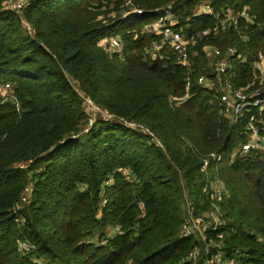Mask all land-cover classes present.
<instances>
[{"label":"trees","instance_id":"obj_1","mask_svg":"<svg viewBox=\"0 0 264 264\" xmlns=\"http://www.w3.org/2000/svg\"><path fill=\"white\" fill-rule=\"evenodd\" d=\"M3 1L0 83L19 110L0 104V264H209L205 242L264 264V158L240 152L246 119L231 125L217 93L197 84L228 48L240 56L228 71L233 84L253 81L264 0H25L20 14ZM167 3L184 36L213 30L215 14L237 23L200 40L187 70L143 31ZM204 5L213 14L197 13ZM132 8L141 12L124 15ZM109 38L119 47H102ZM204 48L221 55L210 61ZM80 95L151 135L98 118L82 133L90 116ZM212 204L218 229L205 242L180 236L187 205L197 217ZM17 240L34 249L21 255ZM193 250L197 260L186 261Z\"/></svg>","mask_w":264,"mask_h":264},{"label":"built area","instance_id":"obj_2","mask_svg":"<svg viewBox=\"0 0 264 264\" xmlns=\"http://www.w3.org/2000/svg\"><path fill=\"white\" fill-rule=\"evenodd\" d=\"M129 4V2H127ZM4 9H7L13 13L20 14L26 6L25 0H4ZM171 3H167L161 9L155 10V12H161L162 14L153 22L148 24L143 31L149 35L159 37L161 43L153 44V50L155 52L160 51L163 46H167L171 54L176 58L177 64L185 67L187 70L192 69L194 65V57L196 52H191V49L195 47L198 42L202 39L207 38L211 33H216L218 29L225 25L226 23H237L236 15H223V19L220 18L219 14H215L214 17L217 18V22L214 25L213 30H203L200 33L184 36L181 29L176 27V17L171 12ZM134 10H128L124 12L127 15L132 12L140 13L141 11L132 8ZM202 12L206 14H213L211 8L208 5L201 7ZM221 19V20H220ZM22 29L26 33H32L31 26L24 20L21 22ZM247 41V39L245 40ZM101 46L106 50H112L119 47V41L115 38L102 39ZM206 48L203 49V51ZM192 53V54H191ZM214 56H219L221 53L217 49H213ZM236 52L233 48H228L223 52L220 59H216L214 63V71L209 73L208 79L204 75H200L197 78V84L204 85L215 91L217 102L223 117L231 124H236L240 119H246V124L244 125L245 132L248 136V140L240 148L241 153H248L250 151L258 153L264 158V75H262V70L256 67L260 71L261 77L253 78V81L246 86L236 87L233 84L232 73H228L231 70V62L236 58ZM240 56L237 57V59ZM255 68V67H254ZM185 81V88H188L191 83V76L188 74ZM257 83V87H254ZM86 104L90 107L92 112L102 114V121H113L119 123L123 126L129 127L131 129L140 130L148 135L151 133L144 129L142 126H138L132 122L125 121L110 114L106 110H101L98 106L94 105L90 99H87ZM11 103L15 109L19 110V103L12 91V87L9 83H0V104ZM93 124L92 119H88V126L91 127ZM212 158H215V154H211ZM219 158V157H216ZM22 168L23 166H19ZM216 197L219 199V191L215 192ZM206 213L211 214L214 223L211 225L207 222L206 218L203 216L194 217L193 211L187 205L184 221L181 227L182 237H191L198 234L203 242H205V232L210 228L217 230L221 225L219 218L213 216L214 211H207ZM222 238V234L218 236V239ZM17 251L21 255H26L30 250L34 249V246L28 241L17 240ZM214 248L213 254L210 256L209 264H242L241 254L239 251H234L235 256L232 258L225 257L224 252L221 249V244L210 242H205V251L208 252V248ZM198 257V250H193L187 257L186 261L195 262ZM34 264H44L41 260H34Z\"/></svg>","mask_w":264,"mask_h":264},{"label":"rangeland","instance_id":"obj_3","mask_svg":"<svg viewBox=\"0 0 264 264\" xmlns=\"http://www.w3.org/2000/svg\"><path fill=\"white\" fill-rule=\"evenodd\" d=\"M256 66H257V68H259V70L261 71L262 70V75H264V58H260L257 62H255L254 64H253V67H255L254 68V70H257L256 69ZM259 70H257L258 71V73L256 74V77H261V75H260V71ZM255 85H257V83H255ZM255 85H253L254 87H255ZM76 90H78V88L76 87ZM80 97L82 98V102H83V108H84V110L88 113V115L90 116V119H92V122H94L97 118L98 119H100V120H102L101 118L103 117V115L102 114H99V113H93L92 112V110L90 109V107L86 104V100L87 99H90V98H88V97H84V96H81L80 95ZM91 100V99H90ZM92 101V100H91ZM92 103L94 104V105H96L93 101H92ZM96 106H98V105H96ZM99 107V106H98ZM101 110H104V109H102L101 107H99ZM113 122V121H112ZM89 128H90V126H88V125H86L83 129H82V133H86L88 130H89ZM217 189H219V188H217ZM216 189V190H217ZM215 190V191H216ZM214 211V213H213V216L215 217V218H217L219 215V213H218V211H217V207H216V205H214V204H212V209H209V211ZM201 216V215H200ZM202 216L204 217V218H206V220H207V222L208 223H210L211 225L214 223V221H213V218H212V216H211V214H209V213H204V214H202ZM217 216V217H216ZM197 217H199V216H197ZM219 218V217H218ZM217 218V219H218ZM221 221V220H220Z\"/></svg>","mask_w":264,"mask_h":264},{"label":"crops","instance_id":"obj_4","mask_svg":"<svg viewBox=\"0 0 264 264\" xmlns=\"http://www.w3.org/2000/svg\"><path fill=\"white\" fill-rule=\"evenodd\" d=\"M203 9H199L197 13H201ZM205 54L208 56L209 60L211 61L213 59V49H210L209 51L204 50ZM257 67V66H256Z\"/></svg>","mask_w":264,"mask_h":264}]
</instances>
